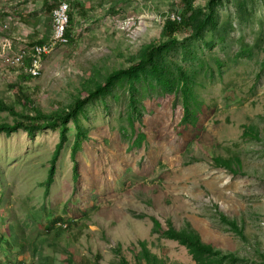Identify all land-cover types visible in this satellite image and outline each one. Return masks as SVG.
I'll return each instance as SVG.
<instances>
[{"label": "rangeland", "instance_id": "obj_1", "mask_svg": "<svg viewBox=\"0 0 264 264\" xmlns=\"http://www.w3.org/2000/svg\"><path fill=\"white\" fill-rule=\"evenodd\" d=\"M59 1L38 19L45 39ZM64 1L72 36L64 46L42 41L47 55L31 77L28 59L18 65L13 55L30 51L37 32L26 37L10 21L24 3L0 0V100L10 107L0 124L54 123L0 131V264H147L144 248L151 264H264V0H193L210 16L198 34L174 39L162 29L183 0ZM160 43L136 77L91 96ZM185 97L194 125L183 121ZM151 217L165 229L192 227L215 251L192 250Z\"/></svg>", "mask_w": 264, "mask_h": 264}, {"label": "trees", "instance_id": "obj_2", "mask_svg": "<svg viewBox=\"0 0 264 264\" xmlns=\"http://www.w3.org/2000/svg\"><path fill=\"white\" fill-rule=\"evenodd\" d=\"M192 1L193 0H183V6L181 8V10L179 11V19H168L165 21L164 25H163V29H162V35L169 38V39H174L175 34L180 33V32H188V33H193V34H198L200 29L204 26L207 15L210 16V12H202V9H198L197 11L194 9V7L192 6ZM76 3H79L78 0H76ZM198 13L201 14L203 13L202 18H200L198 16ZM69 15V25H68V32L71 31V24H72V15L71 13L68 14ZM52 20V19H51ZM53 24V22H52ZM69 39V36H68ZM164 47V43H160V44H152L146 47L144 54H143V58L141 59V61L135 65H130L128 67H126L125 69L122 70H118L113 72L111 75L108 76L106 84L105 85H99L93 92H91V96L95 95V94H100L103 93L104 91H106L107 86L114 80L117 79L121 76H133L136 77L137 76V69L139 66L144 65L150 61H152L153 56L156 55L157 52H160V49ZM44 56V55H43ZM42 56V57H43ZM28 63V61H27ZM30 64H28L26 66V72L27 69L29 67ZM180 78L183 79L184 82H188L189 80L187 79V77L185 76V73L183 71L179 72ZM190 88L187 87L184 89V93L189 92ZM21 96H23L25 99L29 100L28 96H26L25 94H22ZM84 102V99H79L76 103L74 107H71L70 109L74 111V108L77 106H81V104ZM184 107H185V111L186 114L184 115V120L183 121H188L189 123H192V125H194V123L192 121H189L188 117L189 114H192V112H189L190 108H191V104L188 100V98L185 97L184 99ZM0 108H10L5 102H3L2 100H0ZM71 113V112H70ZM70 113H65V120L66 117L70 114ZM131 121V120H130ZM22 126L25 127L27 129H32V128H39V129H43L46 127H50V126H54V123H40V122H27L24 123L22 121H19L13 125H9L7 123L4 124H0V131H14L17 127ZM66 127L63 125V129H62V133L60 135V139L59 142L57 143L54 152H53V156H52V160H51V167L49 168L48 171V177L47 180L45 182V191L44 194H48V190H49V183L52 179V176L54 174V164L55 161L57 159V156L59 154L60 148L63 144V142L66 140V133H65ZM79 135V134H78ZM75 137V141L73 143V146L71 148V155L72 157L75 156V153L77 151V148L80 146L79 144V136ZM144 139V134L140 133L135 141L134 144L139 145L141 144V142ZM216 164L218 165H224L226 167H230L229 163L223 158V157H217L216 159ZM77 175V173H75V176ZM154 227L161 233H164L166 235H168L169 237L172 238H176L178 240H180L183 243H186L189 245L190 248H192V250L195 251H215L211 245L204 243L199 234L190 226H186V228L181 229L179 231L175 230L172 226H168L167 229L163 228L161 223L156 220L155 218L151 217ZM60 230H56L54 232V235L57 237L60 234ZM144 259H146L147 264H151L150 261L154 260V255H152L146 248H144Z\"/></svg>", "mask_w": 264, "mask_h": 264}, {"label": "crops", "instance_id": "obj_3", "mask_svg": "<svg viewBox=\"0 0 264 264\" xmlns=\"http://www.w3.org/2000/svg\"><path fill=\"white\" fill-rule=\"evenodd\" d=\"M20 3H24L23 5L19 6V13L17 14V16H13V18H16L19 20L17 22L13 21L12 19H10V21H12V24H14V27L16 28L18 33H23L26 37H32L31 34L35 33V31L37 32V35L33 37V41L37 42H42V41H46L49 37H46V35L44 34V26L42 23H40L41 21L38 20L41 17H44L42 14L44 13L45 9H47L48 5L51 3L50 0H28L30 2V5L35 6V9L29 8L27 9L26 13H23L21 9H23V7L25 6V1L26 0H18ZM28 3H26L27 5ZM29 6V5H28ZM26 8V6L24 7ZM49 8V7H48ZM33 11V12H31ZM34 16L33 20H30V18ZM73 16V15H72ZM10 21H5V24L3 25L4 28L10 29L9 27L10 25ZM51 24V23H50ZM14 37L17 38V41H25L26 39L21 37L19 34H16L15 32L13 33ZM50 36V33H49ZM5 37H0V40H4ZM32 49V48H31ZM13 50H11L9 53H13Z\"/></svg>", "mask_w": 264, "mask_h": 264}, {"label": "built area", "instance_id": "obj_4", "mask_svg": "<svg viewBox=\"0 0 264 264\" xmlns=\"http://www.w3.org/2000/svg\"><path fill=\"white\" fill-rule=\"evenodd\" d=\"M69 10V3L64 0H60L51 9V12H56V15H59V23L53 24V28L51 29V33L49 36V38L52 39V44H59V37H66V44H62L63 46L68 44L67 36H72L71 31H67V17L68 13L70 12ZM177 19H179L178 16ZM47 48L48 47L42 46V42H39V48L37 52H33V54H35L36 56V69L34 75H31V77H35L37 73L41 71L42 66L38 64V57L47 54Z\"/></svg>", "mask_w": 264, "mask_h": 264}, {"label": "bare ground", "instance_id": "obj_5", "mask_svg": "<svg viewBox=\"0 0 264 264\" xmlns=\"http://www.w3.org/2000/svg\"><path fill=\"white\" fill-rule=\"evenodd\" d=\"M51 16H52L51 19H52L53 24L59 23V15H56V12H52ZM67 25H69V15L67 17ZM69 39H70V36H69ZM69 39H68V36H67V43L69 42ZM59 43L66 44V37H59ZM46 44H48V42L47 43H42V45H46ZM22 47H26V46H22ZM38 48H39V43H35V44L32 45V49L30 51H27L26 49H19L13 55L15 57L16 64H18V65H24V63H25L24 60L26 58L28 59V64H30V65H29V67L27 69V72H26V69H25V72L27 74H29L30 76L34 75V73H35V71H33V72L31 71V69H32L31 67L33 65V52H37ZM44 55H47V54H44ZM34 57H36L35 54H34ZM40 57L42 58V56L38 57L40 59V61H41ZM12 60H13V57H12ZM34 60L36 61V59H34ZM13 63H14V61H13ZM37 75H38V73H37ZM24 262H25V260H24ZM29 264H30V262H29Z\"/></svg>", "mask_w": 264, "mask_h": 264}, {"label": "clouds", "instance_id": "obj_6", "mask_svg": "<svg viewBox=\"0 0 264 264\" xmlns=\"http://www.w3.org/2000/svg\"><path fill=\"white\" fill-rule=\"evenodd\" d=\"M25 71V70H24ZM29 75V74H28ZM30 76V75H29ZM56 224H58V225H60V223H56ZM25 264V263H24Z\"/></svg>", "mask_w": 264, "mask_h": 264}]
</instances>
